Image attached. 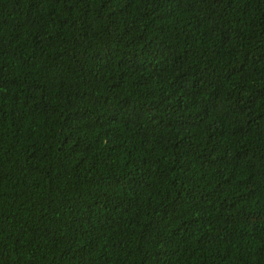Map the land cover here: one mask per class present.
Here are the masks:
<instances>
[{"label": "trees", "instance_id": "1", "mask_svg": "<svg viewBox=\"0 0 264 264\" xmlns=\"http://www.w3.org/2000/svg\"><path fill=\"white\" fill-rule=\"evenodd\" d=\"M165 248L264 264V0H0V264Z\"/></svg>", "mask_w": 264, "mask_h": 264}, {"label": "clouds", "instance_id": "2", "mask_svg": "<svg viewBox=\"0 0 264 264\" xmlns=\"http://www.w3.org/2000/svg\"><path fill=\"white\" fill-rule=\"evenodd\" d=\"M230 156H226V157H223V158H218L219 160H225L226 158H229ZM134 226L133 225H130L129 228H128V232H129V235L132 237V238H136L135 236V231H134ZM138 239V237H137ZM169 250H167V248L164 249V254H160L158 257H159V261L162 263V264H170L171 261H175L176 260V256L171 253V252H168ZM217 252V251H216ZM217 254V253H216ZM198 259L196 258H191L190 261H188L190 264H195V262L197 261ZM212 262V256L209 255L206 257L205 259V264H210ZM102 264V263H100ZM226 264H230V261H226Z\"/></svg>", "mask_w": 264, "mask_h": 264}]
</instances>
